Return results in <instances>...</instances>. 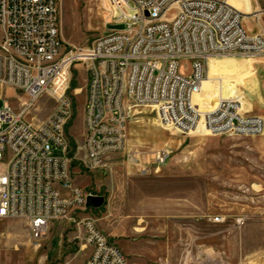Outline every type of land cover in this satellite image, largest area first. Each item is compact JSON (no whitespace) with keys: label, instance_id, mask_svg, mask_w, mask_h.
<instances>
[{"label":"built area","instance_id":"2783aa9c","mask_svg":"<svg viewBox=\"0 0 264 264\" xmlns=\"http://www.w3.org/2000/svg\"><path fill=\"white\" fill-rule=\"evenodd\" d=\"M107 1L113 24L126 29L108 31L88 51L74 52L61 37L59 0H0V89L27 97H18L19 109L9 101L0 108V219L25 220L34 243L71 207L86 209L95 196L68 182L67 92L75 62L88 68L83 148L91 167L126 152L135 163L143 155L157 166L168 159L166 148L128 151L129 125L139 107H152L163 127L184 134L203 123L213 136L264 135V116L243 113L239 99H220L211 108L195 101L209 60L264 58V36L244 28L241 11L227 0ZM183 60L190 61L188 75L179 70ZM45 96L56 103L53 111L39 124L27 120ZM58 150L64 155L56 156ZM83 227L90 253L80 264H128L94 219H85Z\"/></svg>","mask_w":264,"mask_h":264},{"label":"rangeland","instance_id":"374dc122","mask_svg":"<svg viewBox=\"0 0 264 264\" xmlns=\"http://www.w3.org/2000/svg\"><path fill=\"white\" fill-rule=\"evenodd\" d=\"M174 13L172 9L165 18ZM59 18L61 37L74 52L88 51L108 31L126 29L113 24L107 0H59ZM252 19L258 23L259 18ZM212 60H217L218 77L242 73V94L254 78L253 64L264 58L211 59L208 78ZM190 66L183 60L179 70L188 75ZM87 84L86 63L75 62L67 92L68 182L103 197L104 204L71 207L51 223L40 243L31 239L25 220L0 219V264H78L90 249L83 227L88 218L122 249L128 264H264V135L213 136L203 128L184 134L163 127L152 107H139L129 125L128 151L166 148L168 159L157 166L143 155L135 163L126 152L91 167L83 148ZM211 89L206 83L199 97L202 108L216 105L218 96ZM237 94L231 91L233 98ZM19 96L27 99L18 91L0 89V108L9 101L19 109ZM55 106L45 96L26 118L39 124ZM55 155L64 154L58 150Z\"/></svg>","mask_w":264,"mask_h":264},{"label":"crops","instance_id":"0c3cea01","mask_svg":"<svg viewBox=\"0 0 264 264\" xmlns=\"http://www.w3.org/2000/svg\"><path fill=\"white\" fill-rule=\"evenodd\" d=\"M233 7L238 9L244 14L243 25L250 34H263L264 35V0H227ZM253 17H257L258 23L254 24ZM259 61V60H258ZM245 64L250 66L249 62ZM254 78L248 87H244L242 92L243 100L242 112L248 115L264 116V61L253 64ZM216 67V66H215ZM239 73L241 84L243 79ZM229 75V74H227ZM225 75V76H227ZM224 77V76H221ZM7 91H14L10 88H5ZM233 93L237 92L233 90ZM89 252L78 264L82 263Z\"/></svg>","mask_w":264,"mask_h":264},{"label":"bare ground","instance_id":"6f19581e","mask_svg":"<svg viewBox=\"0 0 264 264\" xmlns=\"http://www.w3.org/2000/svg\"><path fill=\"white\" fill-rule=\"evenodd\" d=\"M216 61L217 60H212L209 63L210 74H209V78H207V80L204 83L203 90H204L205 85L207 83V85H209L210 88H212L211 89L212 92H214L215 95L218 96L217 100H216V104L220 99H232L233 96L231 95V91H233V90H235L238 93L236 98H238L239 101L243 100V96H242V94L239 93V89H238V85H240L239 77H237L235 74H229V75L224 76V77L216 76V74H215ZM199 97H200V95L196 98L195 101L200 106ZM200 128L201 129L203 128L202 131L207 133L202 123L199 125L196 132L199 131Z\"/></svg>","mask_w":264,"mask_h":264},{"label":"water","instance_id":"95a60500","mask_svg":"<svg viewBox=\"0 0 264 264\" xmlns=\"http://www.w3.org/2000/svg\"><path fill=\"white\" fill-rule=\"evenodd\" d=\"M104 204V198L99 196H90L87 199L88 208H99Z\"/></svg>","mask_w":264,"mask_h":264}]
</instances>
